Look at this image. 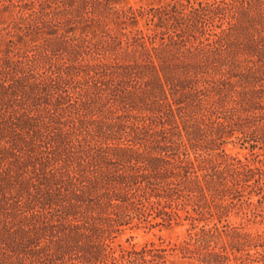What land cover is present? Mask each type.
I'll return each mask as SVG.
<instances>
[{
    "label": "trees",
    "instance_id": "trees-1",
    "mask_svg": "<svg viewBox=\"0 0 264 264\" xmlns=\"http://www.w3.org/2000/svg\"><path fill=\"white\" fill-rule=\"evenodd\" d=\"M2 15L0 264H264V233L222 224L264 219V0ZM182 220L173 248L116 243Z\"/></svg>",
    "mask_w": 264,
    "mask_h": 264
},
{
    "label": "rangeland",
    "instance_id": "rangeland-1",
    "mask_svg": "<svg viewBox=\"0 0 264 264\" xmlns=\"http://www.w3.org/2000/svg\"><path fill=\"white\" fill-rule=\"evenodd\" d=\"M159 0H127V2L134 6L135 8H138L140 6L147 7L149 4L157 3ZM5 17H8V15H2L0 16V27H3V22L6 20ZM227 151L229 154L239 157L242 160H245V156L248 154V151L240 149L239 146H233L229 145L227 147ZM250 157V156H249ZM253 201L256 203L257 198L255 197ZM183 216H185V213H181ZM264 214V211H263ZM218 221L215 220L211 226L214 223H217ZM256 223L253 222H247L244 218V215L239 213L238 210H234L228 222H223L222 224H229L230 227H243L247 232L252 234H263L264 233V219L262 217H259L256 220ZM199 227H202L204 223H196ZM222 226V225H220ZM191 222L187 220H182L180 225L176 224L172 228H167L163 226H158L155 228H151L150 226L142 225L140 227H134L131 229V227L128 228V230L124 233V235L117 240V245H122L125 248H132L136 247L137 249H140L144 247L145 245H152L154 244L156 247H165V248H173L176 245H180L183 241L188 239V236L191 232ZM172 260H177V258H172ZM177 263L179 264H188L187 261L180 260L178 258ZM234 264V263H233Z\"/></svg>",
    "mask_w": 264,
    "mask_h": 264
}]
</instances>
